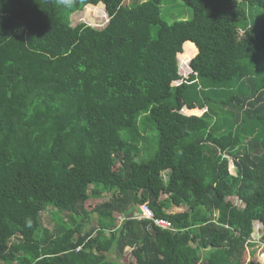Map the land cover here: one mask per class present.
<instances>
[{
	"label": "trees",
	"instance_id": "16d2710c",
	"mask_svg": "<svg viewBox=\"0 0 264 264\" xmlns=\"http://www.w3.org/2000/svg\"><path fill=\"white\" fill-rule=\"evenodd\" d=\"M165 1L0 0V264H264V0Z\"/></svg>",
	"mask_w": 264,
	"mask_h": 264
},
{
	"label": "rangeland",
	"instance_id": "374dc122",
	"mask_svg": "<svg viewBox=\"0 0 264 264\" xmlns=\"http://www.w3.org/2000/svg\"><path fill=\"white\" fill-rule=\"evenodd\" d=\"M131 1V0H130ZM188 0H166L162 4V12L161 15L164 20L167 22H174L176 20L180 19H191L193 17V11L192 8L188 5L187 3ZM248 10H250L248 8ZM255 14H249L250 16L247 18L248 23H252L254 20L264 18V8L257 7L255 9ZM72 23L75 25L81 21L87 22L90 25L94 27H100L102 28L105 26L109 20L106 8L104 3H99L97 5H92V6H86L84 10L75 12L72 17ZM188 54L187 58H179L180 64H181V71L182 73L187 72V66L188 62L191 59L190 55L193 54V56L196 54V51L191 48V50L186 51ZM192 56V57H193ZM186 113L190 114H201L202 111L199 110H194L192 112L189 111H184ZM146 115H142L141 120L145 119ZM146 130H142V134L145 137V140L143 141V144H141V153L139 157L137 158L139 161H145L149 158H151L153 155H155L157 151V143H158V130L156 129L155 125L148 121L146 122ZM122 135L129 137V132L126 131L125 129L122 131ZM230 170L232 173H236V167L234 166L233 162L230 163ZM166 174V173H165ZM164 197V196H163ZM230 198L235 204H237L240 207L245 206V202L238 198L237 196H230ZM186 207H172L168 211L171 212H181L185 209ZM116 215V214H115ZM49 212L45 211L42 214V221L45 227H48L51 229L52 222L49 221ZM261 227V224L259 221H254V231L256 232L257 228ZM253 231V232H254ZM257 240L261 242V237L257 235ZM205 252H202L204 254ZM259 252L255 249V255L253 257L257 258ZM111 256V254H110ZM130 256L126 255L124 259L129 258ZM132 257V256H131Z\"/></svg>",
	"mask_w": 264,
	"mask_h": 264
},
{
	"label": "built area",
	"instance_id": "2783aa9c",
	"mask_svg": "<svg viewBox=\"0 0 264 264\" xmlns=\"http://www.w3.org/2000/svg\"><path fill=\"white\" fill-rule=\"evenodd\" d=\"M134 217L137 219H148L153 221V223L161 228L172 229V223L165 218L157 217L152 210V208L148 205V203H144L139 206V211H135ZM263 245V244H261ZM261 257H264V252L261 254Z\"/></svg>",
	"mask_w": 264,
	"mask_h": 264
},
{
	"label": "clouds",
	"instance_id": "9594fccd",
	"mask_svg": "<svg viewBox=\"0 0 264 264\" xmlns=\"http://www.w3.org/2000/svg\"><path fill=\"white\" fill-rule=\"evenodd\" d=\"M67 2H68V0H60V3H62V4H66ZM173 207H177V206H173ZM179 207H183V206H179ZM171 208H172V207H171ZM184 210H185V209H184ZM167 212H171V211H167ZM175 212H177V211H175ZM175 212H172V213H175ZM154 213H155V212H154ZM155 215H156V214H155ZM165 219H166V218H165ZM145 220H148V219H145ZM260 228H261V227L257 228L256 232L254 231V234H252L254 240L257 239V235H258L259 237H261L262 233H261V231H260ZM256 249H257L258 252H261L259 257H260V258H263V257H261V254L264 252L263 247H259V248H256Z\"/></svg>",
	"mask_w": 264,
	"mask_h": 264
}]
</instances>
